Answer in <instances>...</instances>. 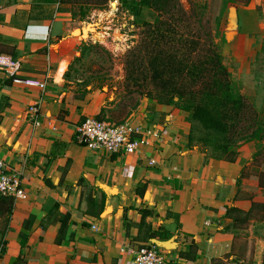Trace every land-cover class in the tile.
Segmentation results:
<instances>
[{
  "label": "crops",
  "instance_id": "1",
  "mask_svg": "<svg viewBox=\"0 0 264 264\" xmlns=\"http://www.w3.org/2000/svg\"><path fill=\"white\" fill-rule=\"evenodd\" d=\"M71 17L60 0H0V56L32 81L0 70V158L22 171L26 191L0 214V264H134L147 243L164 264H221L227 210L247 207L238 179L252 143L234 161L208 157L189 143V112L165 104L136 120L155 134L134 154L79 143L81 121L73 109L60 117L63 102L38 79L57 69L53 39ZM66 229L74 236L57 243Z\"/></svg>",
  "mask_w": 264,
  "mask_h": 264
},
{
  "label": "rangeland",
  "instance_id": "2",
  "mask_svg": "<svg viewBox=\"0 0 264 264\" xmlns=\"http://www.w3.org/2000/svg\"><path fill=\"white\" fill-rule=\"evenodd\" d=\"M97 2H64L72 17L53 39L52 61H58L57 69L54 70V65L49 66L38 79L46 82L47 87L54 90L56 99L63 102L60 117L73 109L76 123L87 116H95L113 123L128 122L147 127L136 120H141L145 113L156 111V106L163 103L141 93L144 87L136 84V79L129 78L127 60L131 50L141 43L146 29L144 23L154 22L158 13L143 7L140 15L135 16L126 0ZM180 2L187 10L192 5L198 9L206 6L201 26L211 32L230 72L234 90L253 105L264 128V0ZM89 23L95 25L86 29ZM84 27L86 30L82 32ZM189 121L192 123L191 146L208 157L225 156L218 149L219 138L198 122ZM248 143H242L239 149ZM250 143L248 156L242 161L237 195L247 202L244 211L237 214L245 220L233 228L223 229L232 236V241L224 253L227 260L214 258L218 263L264 262V139L261 143ZM235 157L237 159V155ZM252 202H256V206L248 211ZM1 223L0 219V231Z\"/></svg>",
  "mask_w": 264,
  "mask_h": 264
},
{
  "label": "trees",
  "instance_id": "3",
  "mask_svg": "<svg viewBox=\"0 0 264 264\" xmlns=\"http://www.w3.org/2000/svg\"><path fill=\"white\" fill-rule=\"evenodd\" d=\"M65 1L60 0V3ZM96 1L103 3L107 0ZM126 3L135 16L140 15L143 7L158 13L154 22L144 23L146 29L141 43L131 50L127 60L129 78L136 79V84L144 87L141 93L159 103L172 104L190 112L188 120L198 122L219 138L218 149L225 156L215 158L234 161L242 143H261L264 128L257 111L234 90L230 72L211 32L201 26L206 6L198 9L192 5L187 10L180 0H126ZM217 24L219 26L218 21ZM9 199L0 195V214L11 213L12 201ZM252 203L248 211L256 206V202ZM242 211L237 206L228 208L227 216L232 222L225 229L245 220L237 215ZM60 220L64 229L69 215H62ZM67 231L59 233L57 243L74 236L73 231ZM221 264L257 263L234 261Z\"/></svg>",
  "mask_w": 264,
  "mask_h": 264
},
{
  "label": "built area",
  "instance_id": "4",
  "mask_svg": "<svg viewBox=\"0 0 264 264\" xmlns=\"http://www.w3.org/2000/svg\"><path fill=\"white\" fill-rule=\"evenodd\" d=\"M15 64L0 56V70L13 76L16 82L31 83L32 81L16 77ZM35 122L38 124V109L32 108ZM154 131L149 127L132 123H113L95 116H87L76 129L77 141L94 150L136 153L141 146L149 142ZM154 162V161H152ZM0 195L13 198L26 196L23 187L22 171L15 170L0 158ZM134 264H164L165 255L156 243H147L133 249Z\"/></svg>",
  "mask_w": 264,
  "mask_h": 264
},
{
  "label": "water",
  "instance_id": "5",
  "mask_svg": "<svg viewBox=\"0 0 264 264\" xmlns=\"http://www.w3.org/2000/svg\"><path fill=\"white\" fill-rule=\"evenodd\" d=\"M91 24H93V23H89L87 26H86V28H89L90 26H91ZM93 25H95V24H93ZM85 31V27L82 29V32H84ZM89 34V33H88Z\"/></svg>",
  "mask_w": 264,
  "mask_h": 264
},
{
  "label": "bare ground",
  "instance_id": "6",
  "mask_svg": "<svg viewBox=\"0 0 264 264\" xmlns=\"http://www.w3.org/2000/svg\"><path fill=\"white\" fill-rule=\"evenodd\" d=\"M86 29H87V28H86ZM86 29H85V30H86ZM84 32H85V31H84ZM85 34H86V33H85Z\"/></svg>",
  "mask_w": 264,
  "mask_h": 264
}]
</instances>
